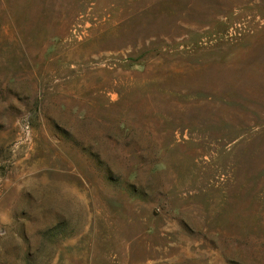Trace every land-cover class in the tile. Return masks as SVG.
Instances as JSON below:
<instances>
[{
	"label": "rangeland",
	"instance_id": "rangeland-1",
	"mask_svg": "<svg viewBox=\"0 0 264 264\" xmlns=\"http://www.w3.org/2000/svg\"><path fill=\"white\" fill-rule=\"evenodd\" d=\"M0 264H264V0H0Z\"/></svg>",
	"mask_w": 264,
	"mask_h": 264
}]
</instances>
